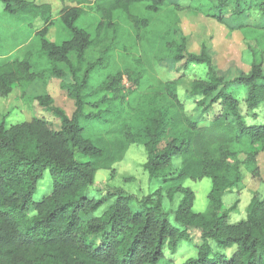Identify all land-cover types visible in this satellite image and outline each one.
<instances>
[{"label": "trees", "instance_id": "16d2710c", "mask_svg": "<svg viewBox=\"0 0 264 264\" xmlns=\"http://www.w3.org/2000/svg\"><path fill=\"white\" fill-rule=\"evenodd\" d=\"M69 1L76 6L59 14L69 38L57 45L45 38L53 24L49 5L0 0L7 14L43 23L38 48L0 64V98L31 84L50 63L55 65L51 75L72 77L64 86L75 103L70 117L50 109L60 120L57 130L38 118L0 124V264H171L165 262L164 249L174 251L180 241H195L196 249V256L182 264H264V197L254 193L245 220L237 223H229L228 213L221 212L223 194L243 185V171L261 181L257 157L264 159V124H246L227 90L244 87L251 112L264 104L262 63L253 60L247 73L229 80L209 55L185 53V40L176 44L168 31L158 40L151 38L162 25L177 23V14L190 11L167 0ZM233 2L232 12L238 15L244 0H218L217 14L211 17L227 24L225 11ZM89 3L101 16L94 38L77 25L81 6ZM259 7L264 17V0ZM259 19V26L238 25L264 34V19ZM93 45L102 47L101 55L86 64L80 77L83 58ZM125 47L131 52L142 48L141 56L91 87L94 70L107 72L115 51ZM151 52L154 67L183 60L205 65L207 79L194 81L191 92L203 98L215 94L206 108L220 101L224 109L207 122L191 120L177 96L179 79L163 80L155 68V74H148ZM71 54H76L75 65ZM124 76L135 86L129 89V101L122 93ZM86 107L92 111L84 113ZM134 144L144 146V168L162 188L145 197L140 209L133 196L120 190L99 199L89 196L97 172L121 162ZM174 159L180 164L175 173ZM46 171L52 179L50 191L36 200L37 184ZM205 178L211 181L208 207L196 213L195 195L184 185ZM161 192L171 200L181 196L171 221L162 210Z\"/></svg>", "mask_w": 264, "mask_h": 264}, {"label": "rangeland", "instance_id": "374dc122", "mask_svg": "<svg viewBox=\"0 0 264 264\" xmlns=\"http://www.w3.org/2000/svg\"><path fill=\"white\" fill-rule=\"evenodd\" d=\"M37 4H47L51 7V20L53 24L48 27L46 40L54 44H61L69 38V32L64 28L59 19L60 11L64 7H74L75 3L69 0H33ZM90 2L94 0H89ZM173 4H178L190 11H184L177 14V23H168L162 25L160 33H154L157 36H151L158 40L159 37H165L167 31L170 39L176 44H180L185 40V53L200 55L205 53L212 59L213 64L219 69V74L231 80L237 76L239 72L247 73L250 64L254 60L262 63L264 67V34L253 31L243 30L238 24L243 23L249 26L262 25L261 19L263 12L259 7L262 0H244L241 12L237 15L233 13L235 3H231L228 10L225 11L227 24L218 23L212 16L217 14L215 10L218 0H167ZM83 14L77 21V25L85 28L91 35L95 37V27L100 21L101 16L96 12L94 5L81 6ZM229 18V19H228ZM228 21V22H227ZM230 21V22H229ZM231 23V24H230ZM264 24V23H263ZM230 25V29L228 26ZM43 23L37 19L32 22L17 19L7 14L3 10L0 3V64L22 59L25 54L40 46V37L38 32L42 29ZM253 30L254 28H249ZM160 42V41H158ZM154 45V44H153ZM102 47L93 45L86 52L83 60L84 64L79 71L81 77L85 66L88 62L98 59L101 55ZM142 48L136 51L119 49L115 51L114 57L110 62V69L106 72L100 69L94 70L91 74V87H96L110 73L115 74L122 70L126 65L132 63L133 58L141 56ZM150 54L151 63L147 67V72L155 74L163 80L179 79L177 86V96L183 105L186 115L193 121L207 122L224 109L221 102H217L210 108H206L210 104V100L215 94L208 98H203L201 94L191 92L192 83L196 80L207 79V68L205 65L185 64L181 62L170 64L155 65L156 60L152 59L153 52ZM72 64H76V54H71ZM54 64L43 66L42 76L35 79L31 84L23 88H14L5 97L0 98V124L14 125L32 118H38L49 122L54 129L60 126V120L50 110L58 108L67 116H71L75 111V103L69 97L67 89L64 85L71 82L72 77L67 73L65 66L58 65V69L66 72V77L58 78L51 75ZM121 85L122 93H125V101H129L131 97L128 92L135 90V86L123 77ZM130 89V90H129ZM238 101V112L244 118L248 125L264 124V104L259 105L254 111L247 109L245 105V88L232 85L227 90ZM93 101L92 99H90ZM202 101V103L200 102ZM199 102L201 104H199ZM46 104V105H42ZM92 108H85L84 113H88ZM81 159L80 156H77ZM147 161L146 151L143 145H131L123 158V160L111 167L108 171H99L95 175L93 185L88 189V195L94 198L104 197L107 192L120 190L124 194L131 195L135 198L134 205L141 208L143 199L152 195L157 189L162 188V183L148 177L144 165ZM257 163L260 166L259 177L264 182V159L261 155L257 157ZM179 161L173 160L172 172L175 173L179 168ZM243 185H237L222 196L221 212H227L229 223L234 224L246 218V210L249 206L253 194L257 193L259 198L264 197V185L261 181L252 177L248 172L243 171ZM52 185V179L46 171L37 184V191L34 199L38 200L48 194ZM184 188L191 190L195 195L193 211L196 213L204 212L208 207V194L211 188V181L203 179L192 182L187 181ZM162 210L168 215L169 220L173 219L175 211L181 196L175 195L173 199H169L165 192H161ZM101 207L98 214L102 213L107 206ZM193 237L196 239L197 234ZM195 241H180L174 251H170L167 247L164 249L165 262L171 264H182L189 258L196 256L194 247Z\"/></svg>", "mask_w": 264, "mask_h": 264}]
</instances>
